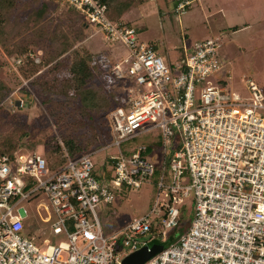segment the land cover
I'll return each mask as SVG.
<instances>
[{
  "label": "built area",
  "instance_id": "1",
  "mask_svg": "<svg viewBox=\"0 0 264 264\" xmlns=\"http://www.w3.org/2000/svg\"><path fill=\"white\" fill-rule=\"evenodd\" d=\"M54 1L77 10L106 41L125 47L127 55L110 67L121 83L123 103L107 115L110 143L67 156L55 170L37 151L18 153L14 163L0 155V264H125L122 253L152 241L163 242V248L142 264H264V93L258 85L245 77L244 89L236 91L221 83L227 77L209 80L223 65L219 37L194 41L174 70L153 45L137 40L133 26L110 19L106 4ZM190 4L178 0L174 11L179 16ZM42 54L29 48L13 60L16 71L25 59L39 63ZM16 98L9 100L13 111L28 105ZM153 130L159 131L164 152L175 143L161 164L142 155L145 145L128 155L119 149L122 141ZM112 146L117 153L96 171L92 155ZM156 170L150 210L105 235L95 208L112 203L115 187L139 188ZM26 178L34 184L25 189ZM40 193L55 215L53 233L66 237L43 249L23 231L28 211L22 202ZM191 193L193 218L166 244Z\"/></svg>",
  "mask_w": 264,
  "mask_h": 264
},
{
  "label": "trees",
  "instance_id": "2",
  "mask_svg": "<svg viewBox=\"0 0 264 264\" xmlns=\"http://www.w3.org/2000/svg\"><path fill=\"white\" fill-rule=\"evenodd\" d=\"M34 1L0 0V47L12 58L22 56L31 46L43 47L39 63L25 59L19 66L28 84L21 85L18 92L29 100L23 109L30 106L31 95L38 98L53 126L8 113L11 112L7 104L12 105L8 98L12 88L0 79V155H7L14 163L21 143L28 153L36 152L41 145L49 169L55 170L66 162L67 156L75 157L111 139L107 115L123 103L119 91L121 83L109 74L115 85L107 84L100 59L85 46L83 29L73 30L75 18L82 19L77 10L70 6L59 10L54 0H48L54 2L50 10L47 2L33 5ZM99 1L106 4L110 19L121 21L120 18L141 0ZM53 11H59L58 22L55 15L47 19L48 12ZM3 64L0 57V70ZM28 185L30 183L24 188ZM186 225L180 223L175 227L165 243L176 240Z\"/></svg>",
  "mask_w": 264,
  "mask_h": 264
},
{
  "label": "rangeland",
  "instance_id": "3",
  "mask_svg": "<svg viewBox=\"0 0 264 264\" xmlns=\"http://www.w3.org/2000/svg\"><path fill=\"white\" fill-rule=\"evenodd\" d=\"M42 1L48 3L50 10L54 8V2L52 3L48 0H35L33 5H38ZM177 2L178 0H141L120 19L123 23H129L133 26L136 29L137 40L153 45L162 56L165 63L174 70H177V64H182L186 51H188V48L192 46L194 41L206 39L208 36L220 37L224 43L219 48L218 54L225 72L229 74V77L227 76V78L221 81V83L227 85L229 89L238 91L244 89V78L248 77L252 79L264 93L263 30L262 38H254L252 41L249 40L248 36V31L251 29H241L239 32H233L232 30L231 32L223 31V29L220 30L215 23L222 21L221 13L214 12V15L209 17L207 23H205L203 20L208 17L205 18V14L201 12V5L204 4V1H192L191 5L187 8V12L179 16L174 11V6ZM199 2L201 7L198 5ZM63 8L64 7L61 6L59 10H62ZM58 12L59 11L48 12L47 19L55 15L57 19L56 22H58ZM237 22L239 23V27L243 24L242 19H238ZM254 25L252 28L260 29L258 23H254ZM262 25H264V23ZM72 28L76 31L81 28L83 29L86 35L84 41L86 48L100 59L102 65L101 70L104 71L107 84L115 85V82L110 77V67L119 57L127 55L128 52L125 47L118 42L110 43L106 41L101 32L94 28L92 24L87 25L81 18H75ZM219 30L223 32L220 33ZM258 33L259 30H255V34L257 35ZM234 41L240 45H236ZM30 49H40L44 53L43 47L35 48L31 46ZM0 57L4 63L0 70V79L12 88V94L17 88L24 84L23 81L28 79L24 77L22 72H20L19 67L16 71L15 65L13 64L15 58L10 57L8 52L1 47ZM218 75L219 73L212 75L209 77V80L211 82L218 81ZM97 80L98 82L101 81L100 78H97ZM108 81L110 83H108ZM18 91L19 90H17V93L13 94L12 97H8L9 100L13 99L14 101L17 99L16 97H23L22 93ZM24 100L29 104L28 99ZM30 100H32V102L28 109H23L15 113L12 109L15 108V105L12 106L11 104H7L8 109L11 111L8 113L21 118L24 117L27 120L34 119L36 123L40 124L47 122L53 126L52 120L40 100L33 95H31ZM110 142L111 139H108L106 143ZM173 144L167 148L166 152H164L162 137L158 130H153L140 133L122 141L119 145V149L124 154L128 155L135 151L139 145H145L147 148L145 150L146 156L156 165H159L164 157L168 158L170 156L173 151ZM24 146L25 144H20L16 156L18 153H27L28 150H26V146ZM117 151L118 147L112 146L107 149H101L93 154L92 160L95 164L96 171L99 168H102L103 164L106 163L107 158L110 155L116 154ZM37 152L42 153L41 145L37 147ZM158 175L159 170H156L153 175L142 182L139 188L126 185L115 187V195L112 203H102L95 208L102 232L105 235L120 231L134 217L141 216L150 210L156 199V181L158 180ZM26 182L34 184L32 179L26 178ZM41 202L43 205L38 206ZM22 205L28 211L27 216L23 221V231L26 235L33 238V242L36 245L43 249L48 244H57L59 241L66 239L63 234L53 233L51 222L55 219V215L52 213V209L43 193H40L29 200H24ZM181 210L182 214L180 223L182 225L184 224V226L185 224L189 225L194 215V196L192 193L185 199ZM48 216L50 220L46 221L45 218ZM175 230L178 232L177 229ZM147 237L148 235L142 236L143 239H146ZM124 250L126 249L122 247V252ZM120 256L125 264H132L130 254L125 255L122 253Z\"/></svg>",
  "mask_w": 264,
  "mask_h": 264
},
{
  "label": "crops",
  "instance_id": "4",
  "mask_svg": "<svg viewBox=\"0 0 264 264\" xmlns=\"http://www.w3.org/2000/svg\"><path fill=\"white\" fill-rule=\"evenodd\" d=\"M192 1H204L203 5H201L200 2L198 3V5L202 6L201 12L205 14L204 17L205 18L208 17L207 19L203 20L205 23H207V20L209 19V17L214 15V12L219 13V14L221 13L222 21L215 23V25L216 24L218 25L220 30L223 29V31L231 32L232 30L233 32L234 31L239 32V30L241 29H245V30L251 29L250 31H248L249 40L253 41L254 38L256 39L262 38L261 37L262 30L264 32V25H262L264 23V0H191V2ZM238 19L243 20V24L240 27L238 26L239 23L237 22ZM254 23L256 24L258 23V26L260 29L252 28ZM211 29H214V28H211ZM220 30H219L220 33L223 32ZM255 30H259V33L257 35L255 34ZM208 37H212V36H208ZM214 37H218V36H214ZM223 43L224 42L222 41V45ZM235 44L240 45V44H237L236 42ZM218 73L219 75L217 79H224L227 76H229V74L225 72L223 66Z\"/></svg>",
  "mask_w": 264,
  "mask_h": 264
},
{
  "label": "water",
  "instance_id": "5",
  "mask_svg": "<svg viewBox=\"0 0 264 264\" xmlns=\"http://www.w3.org/2000/svg\"><path fill=\"white\" fill-rule=\"evenodd\" d=\"M163 248V242L152 241L148 245H144L138 250L130 253L132 264H142L149 260Z\"/></svg>",
  "mask_w": 264,
  "mask_h": 264
}]
</instances>
